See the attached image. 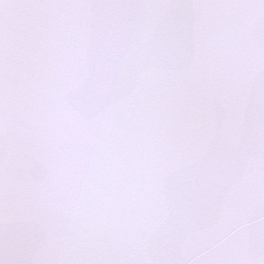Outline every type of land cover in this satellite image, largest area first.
<instances>
[{
    "label": "snow or ice",
    "instance_id": "snow-or-ice-1",
    "mask_svg": "<svg viewBox=\"0 0 264 264\" xmlns=\"http://www.w3.org/2000/svg\"><path fill=\"white\" fill-rule=\"evenodd\" d=\"M0 264H264V0H0Z\"/></svg>",
    "mask_w": 264,
    "mask_h": 264
}]
</instances>
